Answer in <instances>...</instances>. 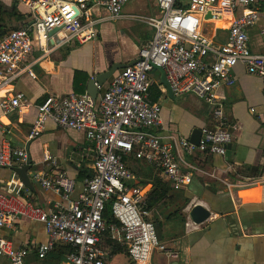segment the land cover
<instances>
[{
	"label": "built area",
	"instance_id": "1",
	"mask_svg": "<svg viewBox=\"0 0 264 264\" xmlns=\"http://www.w3.org/2000/svg\"><path fill=\"white\" fill-rule=\"evenodd\" d=\"M20 1L32 9L33 20L0 39V87L11 84L22 72L35 78L33 62H28L35 48L46 55L66 42L97 38L101 23L121 19L129 0ZM154 1L156 14L128 16L148 25L152 39L138 49L135 64L118 69L99 87L95 99L87 93L70 92L47 95L36 104L29 140L37 138L51 121L63 129L83 131L94 147V160L82 191L70 200L74 180L60 169L55 156L43 152L50 172L34 171L32 179L59 192L66 205L45 209L19 199L24 187L19 178L7 190L0 189V231L27 217L43 223L48 235L46 242L30 241L16 247L0 232V257L9 264H27L31 251L44 264H105L104 237L124 247L133 264H153L154 252L167 250L149 218L147 194L124 158L132 155L158 169L173 190L185 189L197 170H183L178 147L187 154L224 156L233 140L237 127L226 117V97L218 91L235 82L234 67L243 66L261 79L264 88V52L251 50L248 34L260 16L257 0ZM99 9L106 15H99ZM217 21L222 25H215ZM156 70L163 71L174 96L194 95L210 108L211 124L201 128L197 144L185 138L168 143L157 131L162 107L150 94L151 73ZM23 102L24 94L13 91L0 102V109L7 114ZM27 160L25 147L0 145V168L23 167ZM106 204L114 223L103 218ZM60 245L69 246L70 251L58 262L50 253ZM169 255L176 257L172 252Z\"/></svg>",
	"mask_w": 264,
	"mask_h": 264
},
{
	"label": "crops",
	"instance_id": "2",
	"mask_svg": "<svg viewBox=\"0 0 264 264\" xmlns=\"http://www.w3.org/2000/svg\"><path fill=\"white\" fill-rule=\"evenodd\" d=\"M13 2H17L19 11L26 15L29 22L26 26H29L34 12L26 3L0 0V5L7 7ZM155 4L154 0H149L150 11L141 15L156 14ZM257 6L261 10L260 16L248 34L251 50L262 53L264 0H257ZM124 8L121 19L101 23L94 40L85 43L69 41L46 55L35 48L28 57V62H33L31 69L35 78L22 72L11 84L0 87V102L13 91H20L25 96L20 108L7 114L0 109V145L7 142L12 147H25L37 172H50V167L42 160L43 152H50L56 157L60 169L74 180L70 200L77 198L87 178L79 176V170L83 168L91 172L94 147L83 131L63 129L51 121L44 124L37 138L29 140L28 135L37 117L36 104L51 94L86 93L91 75L107 70L113 63L136 59L135 52L152 39L153 30L151 33L137 32L135 36L118 31L105 35L120 20H132L128 16L134 13H126ZM98 13L106 15L102 9ZM156 71L151 73V78L159 91L156 101L162 107V123L157 131L168 143L175 144L182 138L190 140L195 130L211 124L210 108L194 95L170 96L161 81V72L159 83L154 78ZM77 75L82 80L75 85ZM233 76L235 82L218 91L226 97V117L237 127L226 155L187 154L178 147L183 170H197L190 185L181 190H173L162 173L153 167L169 185L166 198L150 210L149 218L155 225L160 243L167 250H156L153 264H264V88L261 79L249 74L241 65L234 67ZM16 178L11 169L0 168V189L7 190ZM32 181L34 189L30 191L24 186L19 199L45 209L67 204L59 192L45 189ZM143 188L148 197L152 186ZM198 203L211 211L210 218L201 224L192 222L188 214L191 207ZM175 211L176 216L169 217ZM0 232L9 237L16 247L48 239L44 224L27 217L19 218L12 228H3ZM105 241L108 243L107 239ZM115 246L117 244L105 249V264L114 260L116 264H133L126 251L113 254ZM169 252L175 253L176 257L170 256ZM55 260L59 262L62 259ZM26 263L44 264L36 259L34 251L29 252ZM0 264L9 262L0 257Z\"/></svg>",
	"mask_w": 264,
	"mask_h": 264
},
{
	"label": "trees",
	"instance_id": "3",
	"mask_svg": "<svg viewBox=\"0 0 264 264\" xmlns=\"http://www.w3.org/2000/svg\"><path fill=\"white\" fill-rule=\"evenodd\" d=\"M29 22L26 20V15L21 13L17 8V2H13L10 6L0 5V39L10 30L19 29L28 25ZM151 40V39H150ZM149 40V41H150ZM147 41L145 44H147ZM144 44V45H145ZM141 45L139 48H141ZM80 79V80H79ZM82 78L75 76L74 82L75 85L78 81H81ZM151 99L156 101L159 96V91L153 85L150 89ZM124 161L126 162L127 166L131 168L134 173L137 175L139 179V184L142 186L151 185L152 188L149 191L146 204L149 210L154 208L160 201L164 200L167 195V191L169 185L165 182L161 177H159L156 172L154 171L153 167L147 168L146 166H142L139 160H136L132 155L125 157ZM90 173L85 169L79 170V176L88 177ZM177 212L171 213L169 217L176 216ZM103 218L107 222H115L114 218L112 217L110 205L106 204ZM70 251V247L67 245H60L55 248L50 253V258L53 259H63L64 256ZM125 251V248L122 246H115L113 249V254Z\"/></svg>",
	"mask_w": 264,
	"mask_h": 264
},
{
	"label": "water",
	"instance_id": "4",
	"mask_svg": "<svg viewBox=\"0 0 264 264\" xmlns=\"http://www.w3.org/2000/svg\"><path fill=\"white\" fill-rule=\"evenodd\" d=\"M56 31L57 29H54L51 32V34H53ZM135 63H136V59L130 62L113 63L107 70L100 72L96 75H91L86 84V93L90 95L93 99H95L99 93V87H102L109 80V78L113 75L115 71L133 65ZM160 72H161L162 83L166 87L169 95L173 96L172 90L165 78L163 71L160 70ZM200 136H201V129H197L190 137V141L197 144L200 139ZM231 146H232L231 143L228 144V148H230ZM11 171L19 178V180L27 189H29L30 191L34 189L32 178L35 170L32 167L31 157L29 154L26 165H24L23 167H16V166L11 167ZM188 214L192 222H194L195 224H201L210 218L211 211L208 208H206L204 205L198 203L191 207Z\"/></svg>",
	"mask_w": 264,
	"mask_h": 264
},
{
	"label": "rangeland",
	"instance_id": "5",
	"mask_svg": "<svg viewBox=\"0 0 264 264\" xmlns=\"http://www.w3.org/2000/svg\"><path fill=\"white\" fill-rule=\"evenodd\" d=\"M150 1H152V0H150ZM150 7L151 6L149 5V0H129L128 3L126 4L125 8H124V11L126 13L146 14V13H148V11H150ZM215 25L221 26L222 23L217 21L215 23ZM112 28H113V30H111L105 34L106 36L110 35L112 33V31H115V32L118 31V33L124 32L125 34L129 33V34H132L133 36H135L134 34L137 32H143L144 31L147 33H151V30H152L148 25H145L143 23H140V22H137L134 20L132 21L129 19L120 20L118 23H115L114 26L112 25ZM208 32H210L209 29H208ZM136 37H139V36L136 35ZM106 38L108 39V37H106ZM112 40H114V39H112ZM122 41H123V38H122ZM119 49L124 50L122 47H120ZM137 52H138V50L135 53H137ZM154 78L156 79V81L158 83L160 82V71L159 70L156 71ZM141 165L144 167L143 163H141ZM147 186H149V185H147ZM105 240H106V237L103 238L104 247L107 248L110 245V248H111L113 243H111L110 241H108V243H106ZM111 264H116L115 260Z\"/></svg>",
	"mask_w": 264,
	"mask_h": 264
}]
</instances>
